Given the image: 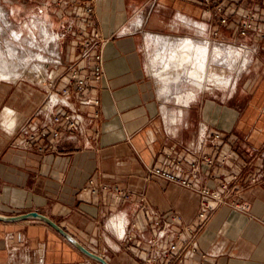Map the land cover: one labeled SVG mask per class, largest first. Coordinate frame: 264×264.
Returning <instances> with one entry per match:
<instances>
[{
    "label": "crops",
    "instance_id": "crops-1",
    "mask_svg": "<svg viewBox=\"0 0 264 264\" xmlns=\"http://www.w3.org/2000/svg\"><path fill=\"white\" fill-rule=\"evenodd\" d=\"M22 1L38 8L34 24L27 26L35 38L33 49L45 50L38 29L44 34L48 29L54 38L47 40L54 61L45 64L44 79L33 81L22 75L24 62L17 52L21 76L0 80V214L39 212L109 264H144L158 230L154 214L166 219L178 214L182 224L196 230L195 237L186 235L176 260L159 264H264V37L255 30L264 29V0H212L209 9L204 0H70L60 6L52 0ZM83 3L93 7L92 28L84 27ZM218 5L227 23H221ZM249 12L256 14L254 29L243 37L241 23ZM9 19L0 18L4 55L8 29L21 33L19 40L11 41L22 50L24 26L18 29ZM68 22L74 24L72 32L59 38ZM91 29L105 39L104 74L99 81L91 80L85 93L70 94L85 117L86 130L70 132L63 120L59 137L53 136L55 126L48 125L47 136L37 133L27 146L21 128L45 123L37 112L47 100L46 80L59 91L72 87V67L89 75L79 56ZM183 38L208 39L210 45L252 42V61L241 75V90L202 92L179 112H165L149 57L165 42L177 44L174 41ZM88 97L100 100L98 117L96 108L83 102ZM203 128L210 136L221 134L218 146L207 143L199 148ZM206 155L214 160L212 165L204 160ZM195 165L198 170L191 174ZM157 166L183 173L195 188L217 190L226 202L199 218L196 189L148 178L147 168ZM91 182L97 191H92ZM114 190L123 195L117 198ZM115 214L130 222L131 239L120 240L112 229L109 219ZM193 239L196 254L189 252ZM0 264L101 263L48 223L31 218L0 221Z\"/></svg>",
    "mask_w": 264,
    "mask_h": 264
},
{
    "label": "built area",
    "instance_id": "built-area-1",
    "mask_svg": "<svg viewBox=\"0 0 264 264\" xmlns=\"http://www.w3.org/2000/svg\"><path fill=\"white\" fill-rule=\"evenodd\" d=\"M56 5L60 6L64 2H71L70 0H52ZM209 9L212 0H204ZM217 13L220 14L221 23H227L228 18L224 14V8L220 5L216 6ZM209 11V10H208ZM83 13H84V27H93V7L90 3H83ZM256 18V14L249 12L245 20L241 23L240 36H247L251 30L254 29L253 21ZM64 32L60 34L59 38H64L67 34L72 32L74 24L72 22L64 23ZM255 30L264 37L263 28H255ZM90 34L83 39L82 49L79 56V62H85L88 67L89 75L82 74L80 69L77 67H72L70 70L71 86L63 87L61 90H56L54 82L46 80L44 83V90L47 92V100L45 105L40 108L37 115L43 116L45 123L43 126L30 127L28 125L21 128V133L25 136L24 143L30 146L31 141L35 138L38 133L42 136H47L46 127L48 125L55 126L53 136H60V124L63 120H66L67 127L70 132H84L86 130V122L83 113H81L76 106L75 102L71 101L70 94L74 92L78 94H83L89 87V82L91 80L99 81L104 74V57H103V47L105 44V39L101 36L98 30H89ZM243 47H248L246 44H242ZM242 50V49H241ZM56 63L60 62V59H55ZM84 103L92 104L95 108V117L99 116L98 108L100 106V100L96 97L83 99ZM64 107L66 111H60L59 108ZM221 138L219 132L214 133L212 136L207 132L206 128H203L199 133L198 146L202 148L205 144L210 143L213 146H218V141ZM204 160L207 164L212 165L214 160L210 156H204ZM198 170V166L192 167L191 174H194ZM148 178H158L171 183L178 184L180 186L196 189L200 195V210L199 218H205L209 212L217 209L220 204L225 203L226 199L224 196L215 189L208 187L195 188L193 183L189 178H187L183 173L173 171L167 167L157 166L147 168ZM227 188V186H225ZM103 189H109L107 186H102ZM92 191H97L98 186L91 182ZM115 196L119 198L123 195L122 190H114ZM238 208H245L236 204ZM112 229L117 234L120 240L131 239L128 233V227L130 222L122 214L112 215L109 219ZM153 223L158 227L156 238L150 241L151 249L147 253L144 264H159L163 260H176V254L179 252V242L186 237V235L194 236L196 230L187 224H182L181 217L178 214H172L168 219L154 214ZM117 224V225H116ZM174 226H179V229H175ZM166 237L170 238L166 247H160V242ZM189 252L191 254H196L198 252V243L194 239L189 245ZM205 257V256H203ZM176 264V263H173ZM198 264H204L203 261Z\"/></svg>",
    "mask_w": 264,
    "mask_h": 264
},
{
    "label": "rangeland",
    "instance_id": "rangeland-1",
    "mask_svg": "<svg viewBox=\"0 0 264 264\" xmlns=\"http://www.w3.org/2000/svg\"><path fill=\"white\" fill-rule=\"evenodd\" d=\"M0 18L6 19L7 16H9L11 19L9 21L13 20L15 21L14 25L17 24L18 29L23 25L22 29V50H18L14 47L15 46V40H19L21 33L15 34V31L17 29H8V40L7 42V52L5 55L2 52V49L0 48V56H3L7 61L11 64H15L17 67V63L19 62V59L16 56V53L18 56H21L24 62V69L22 72V75L25 78L33 79L35 81V77L37 78V66L45 64H49L50 62H53V52H52V44L48 43L47 40H52L53 42V36H49L48 29L47 34L42 33V28L40 27L38 29L39 37L38 40L41 43L40 45L45 49L42 52H37L35 49H33L32 40L35 39L31 36L30 32L27 30V26L33 25L34 22L31 24L32 16L33 15H39L38 8L35 7V4L32 3H25L22 0H0ZM2 13V14H1ZM4 17V18H3ZM29 17V18H28ZM31 17V19H30ZM23 18V21H27L29 23H19L20 20ZM6 25L10 27V23L8 21H5ZM42 25V24H41ZM0 28L2 29V23H0ZM0 29V30H1ZM36 30V29H35ZM6 31V29H4ZM2 31V32H4ZM37 33V30H36ZM3 37V36H2ZM11 37L14 42H12ZM184 39V38H183ZM182 39V40H183ZM12 43H11V42ZM181 41V40H180ZM180 41H174L175 43ZM195 41V40H194ZM210 40L208 39H200L198 42L200 43H208L210 47V54H209V60H210V68L209 72L211 74H218L220 76H226V79H230V83L228 85H206L204 88H198L195 84L190 82L189 78L186 75H183L180 77L179 81L176 83H170L165 84L163 83V80L161 78V74L163 75L167 72H165V59H164V52L166 49L164 47H158L154 50L153 53H151L149 57V68L151 69L152 75L157 79L158 85H159V97L161 100V106L162 109L165 112L168 113H177L179 110L183 108V105L181 102L178 101V96L186 95L189 92H193L195 95V98L199 93L202 92H220L223 94L224 92H231L235 89L242 88L243 84L241 85V75L243 72H245L249 64L252 61L251 53L253 52L254 48L252 47V42L249 43H217V44H211L208 42ZM13 44V46H12ZM19 45L20 43H16ZM242 44H246L248 47H243ZM172 47H175L174 44L171 45ZM170 46V47H171ZM9 49H11V52L13 51V55L10 54ZM169 49V48H168ZM220 49V52L223 54L222 57H220L217 60L216 58V50ZM242 49V50H241ZM34 52V53H33ZM33 53V54H32ZM41 58V59H40ZM248 60V64L246 61ZM215 63V64H214ZM35 66V67H34ZM47 68V67H46ZM31 70V71H30ZM32 71H34L32 73ZM171 71V70H170ZM169 71V72H170ZM216 71V72H213ZM21 74V73H20ZM34 74V75H33ZM33 75V76H32ZM163 77V76H162ZM39 79V78H38ZM11 81V80H7ZM206 88V89H205Z\"/></svg>",
    "mask_w": 264,
    "mask_h": 264
},
{
    "label": "bare ground",
    "instance_id": "bare-ground-1",
    "mask_svg": "<svg viewBox=\"0 0 264 264\" xmlns=\"http://www.w3.org/2000/svg\"><path fill=\"white\" fill-rule=\"evenodd\" d=\"M199 26L200 28H203L202 25ZM171 45L172 44H167V42H165L164 45V48L166 49L164 52V59L166 61L165 72L167 73L163 75V72L160 75L163 83H176L183 75H186L190 82L192 81V83L198 88H204L207 84L210 86H220L228 85L230 83V79H226V76L224 77L218 74H211L212 72H209V66L211 64L209 60L210 47L208 43L204 44L192 39H183L177 44H174L175 47H172ZM9 52L12 55L14 54L13 51L11 52V49H9ZM215 55L217 58L216 61H218V59L222 57L223 54L220 52V49H217ZM36 70L37 79H44L46 77V65L37 66L34 71ZM34 71H32V73ZM20 76L21 74L15 64L9 63L7 59H5L3 56H0V80H15ZM194 97V93L189 92L186 95L178 96L177 99L182 103L183 106H187L189 102L194 99Z\"/></svg>",
    "mask_w": 264,
    "mask_h": 264
},
{
    "label": "water",
    "instance_id": "water-1",
    "mask_svg": "<svg viewBox=\"0 0 264 264\" xmlns=\"http://www.w3.org/2000/svg\"><path fill=\"white\" fill-rule=\"evenodd\" d=\"M31 218H36V219H39V220H42V221L48 223L49 225L54 227L57 231H59L63 236H65L72 244H74L78 249H80L87 256L93 258L94 260H97L101 264H109L104 257L86 249L72 235H70L68 232H66L64 229H62L59 225H57L55 222H53L50 218H48L47 216H45L39 212L34 211V212H29V213L15 215V216H7V215H1L0 214V221L9 222V223L20 222V221H24V220L31 219Z\"/></svg>",
    "mask_w": 264,
    "mask_h": 264
}]
</instances>
